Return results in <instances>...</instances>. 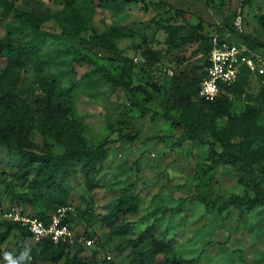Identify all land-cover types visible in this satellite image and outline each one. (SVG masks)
Here are the masks:
<instances>
[{
	"label": "rangeland",
	"instance_id": "rangeland-1",
	"mask_svg": "<svg viewBox=\"0 0 264 264\" xmlns=\"http://www.w3.org/2000/svg\"><path fill=\"white\" fill-rule=\"evenodd\" d=\"M241 1L0 0V40L15 45L0 49V71L19 76L0 107L1 121L16 128L11 143L27 134L37 152H68L76 167L65 185L41 196L31 186L40 161L0 143V264H63L65 255L51 246L40 253L39 241L17 228L1 240L6 208L46 210L61 197L75 205L78 233L95 239L71 249L78 264H137L134 253L149 249L153 236L166 243L157 262L176 256L191 259L183 264H264V204L226 201L264 191V76H250L227 102L209 106L195 95L201 47L213 35L242 40L243 31L264 55V0H249L242 30L234 26ZM94 32L116 52L78 37L96 40ZM20 46L35 49L25 55ZM148 48L160 58L148 60ZM172 119L191 123L195 136ZM215 128L229 129L234 150L254 149L259 162L223 158L213 168L211 146L224 150ZM107 139L117 140L104 153L80 149Z\"/></svg>",
	"mask_w": 264,
	"mask_h": 264
},
{
	"label": "trees",
	"instance_id": "trees-1",
	"mask_svg": "<svg viewBox=\"0 0 264 264\" xmlns=\"http://www.w3.org/2000/svg\"><path fill=\"white\" fill-rule=\"evenodd\" d=\"M8 1L11 5L12 2H10V0H7V2ZM248 2L249 0L241 1L240 13H243V9L248 4ZM259 21L264 27V14L259 16ZM201 28L202 26L199 24L198 30H200ZM36 30L40 32L39 26H36ZM199 33H200V36H202L201 30ZM242 33L244 34V37L242 39L251 48L254 49L255 47L252 44V40H251L253 36L250 34L244 33L243 31ZM78 37L83 42L93 43L97 46L105 47L110 52H113V53L116 52V48L113 45V43H111V41L104 40L102 36L97 33H96V37L98 39L96 40L92 38L88 39V38L81 37V36H78ZM211 39L212 37L210 38L207 45H203L201 47L203 49L202 54H204V59H203V62L201 63L203 73L200 76L197 82V86L195 88L196 97L201 102L208 104L209 106L215 103H218V102H222V101L227 102L229 101V97L233 95L234 93L243 92L245 87L249 84L250 76L254 74L264 76V73L263 74L253 73V71L251 70L249 66H243L237 81L231 85L225 86L226 91L222 93L218 98L212 101L201 98L198 93L199 86H200L201 80L206 75V70H205V66L207 64L206 57H207L209 50L211 49ZM5 46H8L10 48L15 47V45L11 42L0 40V49L4 48ZM34 49H35L34 46H20L19 52L20 54L30 55V53ZM144 55L146 56V58H148V60L151 58H154V59L160 58L159 53L151 48L144 50ZM106 74H107L106 76L109 79L113 80L118 85L127 87L126 83L122 81L119 75H115L110 71H107ZM18 80H19V76L16 75V73L12 71L10 68H4L2 69V71H0V107L2 105L1 100L11 93L8 83L15 84L18 82ZM142 88L146 93L149 92L146 88L144 87ZM260 95L262 97V103L264 105V84H262L261 86ZM137 106H139L145 112L146 110L145 107L141 105H137ZM263 110H264V107H263ZM2 113L3 111H1L0 109V143L6 144L9 151L17 152L18 154L22 155L23 158L29 161H34V160L40 161V165L31 183V186L34 188L35 193H39L38 191H40L41 196H43V194H45V191L51 190L53 188H59L62 185H65L66 180L70 176L69 175L70 170L76 169L75 165L71 161V158L69 157L68 152L56 153V154L37 152L34 149V147L31 145L27 134H25L22 138L18 139L15 143H11V136L16 131V128H15V125L11 123L10 121H5V122L1 121V118L3 116ZM165 114L166 116L169 117L168 112H165ZM172 124L173 125H183V127L190 133L191 136H195L191 123L180 120V119H172ZM214 132H215L216 138L222 143L224 150L218 151L213 145L211 146V152H212L211 165L213 168H215L218 165V163L221 161V159L223 158L226 162H230L232 164H238L239 162L242 161L248 164L249 166L253 165L254 163L259 162V160L256 157V150L254 149H248L247 147H240L242 149V152H237L234 150L235 144L231 141V138H230L231 134L229 132V129L215 128ZM124 136L129 139L135 138L133 135H128V134ZM116 140L117 139H107L99 144L81 145L80 149L87 153H91V152L104 153L107 149V146ZM94 163H95L94 161H91L88 163L89 169L94 167ZM226 201L230 204L239 205V206H247L251 208L256 205L264 204V191L259 189V191L254 196H244L240 194H235V195H232V197L227 199ZM29 202H35V199H30ZM56 202L57 203L54 206H51L49 209L36 211L34 213L39 215L42 218H47L50 211L56 209L61 204L68 203L69 201L66 202L65 197H61V198H58ZM207 202L212 203V205H215L216 199H208ZM50 205L51 204H49L48 206ZM69 217L72 221V214H70ZM6 221L8 222V226L6 230L1 234V240H5L10 235L11 231L14 228H17L23 234L31 235V233L27 230V228L23 227L21 224L16 223V222H11L8 220ZM87 236L93 237L92 235L91 236L87 235ZM152 242L153 243L149 249L136 250V252L134 253L133 260L136 261L137 264H183L185 262L191 261V259L173 256V257H166L162 261L157 262L155 261V257L159 252H161L164 249V247L166 246V243L163 239H159L155 236L152 237ZM46 246L53 247L58 252L59 256H62V255L66 256L63 264L82 263V258H78L77 254L72 253L73 255H71V249L73 247L76 246L78 250L82 249L83 244L81 243H77L75 245H70L64 242L55 244L53 241L49 239L39 240V252L40 253L45 249ZM0 253H1V249H0Z\"/></svg>",
	"mask_w": 264,
	"mask_h": 264
},
{
	"label": "built area",
	"instance_id": "built-area-1",
	"mask_svg": "<svg viewBox=\"0 0 264 264\" xmlns=\"http://www.w3.org/2000/svg\"><path fill=\"white\" fill-rule=\"evenodd\" d=\"M234 24L238 29H243L242 13L237 14ZM206 60V75L200 82L198 93L201 98L210 101L224 93L225 86L237 81L243 66H249L253 73H264V55L251 48L243 39L213 35ZM75 210V205L68 202L50 211L47 218H42L32 211L24 210L23 207L12 206L4 210L3 216L5 220L27 228L31 236L38 241L49 239L55 244L64 242L70 245H92L95 239L78 233L71 222L69 215Z\"/></svg>",
	"mask_w": 264,
	"mask_h": 264
}]
</instances>
